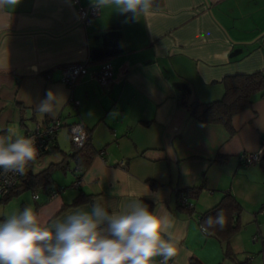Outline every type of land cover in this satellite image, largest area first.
I'll return each instance as SVG.
<instances>
[{"label":"crops","instance_id":"1","mask_svg":"<svg viewBox=\"0 0 264 264\" xmlns=\"http://www.w3.org/2000/svg\"><path fill=\"white\" fill-rule=\"evenodd\" d=\"M153 13L132 22L107 10L83 26L72 0H21L0 11V130L24 136L53 118L35 109L53 89L67 97L54 118L83 122L94 151L74 184V148H68L66 126L60 127L53 150L28 168L37 172L61 163L49 188L32 191L37 197L29 206L48 223L93 202L122 209L148 200L173 219L178 253L172 264H237L251 256L250 264H264V171L260 160L245 165L241 159L264 142V98L256 96L233 116L232 134L189 112L194 99L221 98L224 76L264 72V0H154ZM76 62H85L89 72L110 63L111 84L101 87L87 74L72 87L63 83L62 66ZM216 154L226 161L210 164ZM200 184L197 197L186 196L191 207L178 202L177 190ZM55 186L63 189L52 195ZM80 191L91 201L63 208ZM224 193L239 201L241 224L252 230L245 237L241 228L231 239V256L198 220ZM9 203H0V221L14 213L7 212ZM19 206L28 205L22 200Z\"/></svg>","mask_w":264,"mask_h":264},{"label":"clouds","instance_id":"2","mask_svg":"<svg viewBox=\"0 0 264 264\" xmlns=\"http://www.w3.org/2000/svg\"><path fill=\"white\" fill-rule=\"evenodd\" d=\"M20 3L0 0V11ZM153 5L154 0H92L95 11L113 10L132 22L152 17ZM66 104L65 94L49 89L35 109L54 118ZM37 154L33 137L0 136V173L26 175ZM225 222L219 210L202 228L222 229ZM173 224L169 214L150 210L140 199L122 209L93 202L48 223L24 206L0 221V264H154L157 257L168 264L178 253Z\"/></svg>","mask_w":264,"mask_h":264},{"label":"trees","instance_id":"3","mask_svg":"<svg viewBox=\"0 0 264 264\" xmlns=\"http://www.w3.org/2000/svg\"><path fill=\"white\" fill-rule=\"evenodd\" d=\"M221 83L223 85V94L221 98L209 102L194 99L189 106V112L190 115L201 124H219L224 126L226 130L232 134L234 133V129L232 127L233 116L244 109L250 108L256 96L264 98V72L256 71L252 73H235L226 75L221 79ZM16 103L23 108L19 102ZM3 133L4 130H0V136ZM52 147L48 151H50ZM93 155L94 151L91 149L90 138L85 147L81 149H74L73 153H70V156L75 160V163L80 165L83 170L90 164ZM261 156L259 158L260 167L262 168V171H264V157L261 158ZM226 159V156L216 154V156H214L209 162L210 164H220L224 163ZM59 165H61V163L48 165L37 172L27 170V174L23 175L15 189L0 200V203L6 202L13 196L26 190L36 191L49 188L52 171L54 167ZM149 182L152 187L157 186V182L155 180H149ZM202 188L203 185L200 184L179 189L176 191V197H179L180 194L197 197ZM90 201L91 196L80 191L70 203L64 204L63 208ZM141 201L146 204L150 210H153L154 204L152 202L148 200ZM219 210H223L226 221L225 226L222 229L219 226L211 227L208 228L207 231L222 243L225 254L227 256H231L232 251L230 249V241L242 228L239 218L242 206L232 194L224 193L214 206L203 211L199 215L198 220L200 225L202 226L203 221L209 216L215 218L216 212ZM237 264H249V259H246L243 262H237Z\"/></svg>","mask_w":264,"mask_h":264},{"label":"built area","instance_id":"4","mask_svg":"<svg viewBox=\"0 0 264 264\" xmlns=\"http://www.w3.org/2000/svg\"><path fill=\"white\" fill-rule=\"evenodd\" d=\"M72 2L77 6V21L83 26L91 24L92 19L100 14V12L93 9L92 4L83 5L80 0H72ZM86 74L89 75L90 78L94 79L99 86L108 87L112 82L113 70L111 64L108 62H103L97 70L92 72L87 70L85 62L68 63L64 64L61 68V81L72 87L80 76ZM74 103L77 104L78 101L74 100ZM62 126H66L69 141L74 149H81L86 146L90 135L87 127L81 121L66 124L62 118L57 117L51 118L46 122H37L35 127L24 135L35 138L38 149L36 160L34 163L30 164L29 167L34 164H39L41 156L52 147L56 138V133ZM262 153H264V142L260 144L257 151L247 152L241 156V159L245 165H248L252 162L258 161ZM97 154L103 157L104 151L100 150ZM118 165L124 166L125 162L120 160L118 161ZM72 171L75 173L74 184H78L83 168L75 163ZM22 177L23 176L21 175L12 173L7 175L0 173V200L15 189ZM62 189L63 186H55L51 189V194H56ZM33 197L36 198L37 195L34 194ZM178 202L185 207L192 206V203L183 194H180L178 197ZM201 229L204 231L202 226ZM173 260L174 259L170 260L168 264H172ZM158 264H160V258L158 259Z\"/></svg>","mask_w":264,"mask_h":264},{"label":"rangeland","instance_id":"5","mask_svg":"<svg viewBox=\"0 0 264 264\" xmlns=\"http://www.w3.org/2000/svg\"><path fill=\"white\" fill-rule=\"evenodd\" d=\"M8 135H11V133H9V134L3 133L1 136H8ZM67 145H68V148L69 149L70 148H73V146H72V144L70 143L69 140H68ZM45 161H46V158H45ZM70 164H73V163L70 162ZM37 192H39V191H37ZM32 195H33L32 190H26V191L20 192L18 195L13 196L10 199V203L9 204H11V205H9V207L7 209V212L9 211L10 213H12V212H16V211L20 210L19 204H20V202L22 200H25V202L29 206L31 203H33L32 202ZM1 209H2V207L0 206V210ZM251 231L252 230L250 229L249 226H245V225L242 226V234H243V236H245V237H251V233H252ZM251 257H253V256H251ZM251 257L249 258V260L251 259L250 261L252 262V258ZM244 260L245 259H243V261Z\"/></svg>","mask_w":264,"mask_h":264}]
</instances>
